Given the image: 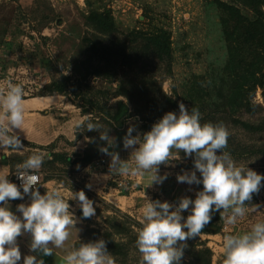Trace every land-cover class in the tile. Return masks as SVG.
Returning a JSON list of instances; mask_svg holds the SVG:
<instances>
[{
  "label": "rangeland",
  "instance_id": "374dc122",
  "mask_svg": "<svg viewBox=\"0 0 264 264\" xmlns=\"http://www.w3.org/2000/svg\"><path fill=\"white\" fill-rule=\"evenodd\" d=\"M101 6L111 9L123 27L137 26L148 30L155 26L166 28L170 32L174 59L173 75L164 80L163 90L178 102H183L187 109L198 108L200 114H205L210 109L217 110L229 83L222 84V79L227 78L228 50L220 18L222 11L214 0H101ZM85 7L86 0H0V91L11 80L22 84L24 98L32 97L40 94L42 88L51 80L60 78L62 74H69L79 85L77 95H64V99L70 103L67 109L70 112L74 108L72 105L88 107L86 98L99 100L101 104H113L119 99L128 101L125 96L114 95L117 86L115 80L110 81L95 75H89L87 78L81 76V61L85 58L88 47L92 45L85 35L87 33L82 22V11ZM259 75V71H255L254 75L250 71L241 89L245 94L243 97L254 104L251 111L239 106L230 112L217 110V114L231 113L243 120L255 123L262 121V88L257 86L255 91H252ZM237 96L240 97L239 94ZM131 107L133 104H130ZM93 113L102 125V130L108 127V135L115 137L112 150L118 152L121 159L130 160L131 149H125L122 145V137L129 124L135 125V135L136 132L142 134L150 129L155 122H146L142 115L149 112L141 109L142 114L133 115L122 127L114 129L103 121L100 113L94 110ZM90 116L87 115L86 118ZM220 123H223L230 133L227 142L230 149L225 150L230 152L238 164L247 165L264 174V130L252 133L240 125L231 123L230 120ZM78 133L86 138H89L88 134L91 133L97 138L96 142L102 141L97 130L85 129ZM86 138L84 142L88 143ZM104 155L107 156L102 153V156ZM98 159L91 167L108 174L107 179H99L96 193L86 187V184H91L86 178L79 177V181H72L76 172L82 170H77L80 164L74 166L66 163L62 167L59 161L52 164L46 155L39 173L43 179L59 174L74 185L77 191L83 190L93 201L95 214L91 222H85L82 228H78L76 234L81 239L77 240V246L83 242L94 241V238L100 239V234L96 233L97 229L111 230L117 239L129 247L127 256H112L115 264H140V254L135 246L139 226L134 220L139 221V208H142L146 198L154 200V195H158L160 199L163 197L161 200L174 204L183 197L182 192L187 187L194 190L193 193L190 191V194H195L202 188V184L188 185L177 182L176 174L173 173L181 172L178 168L182 167L176 168L179 162L177 158H172L173 164L168 161L165 167L172 171L160 173H167V178L160 184H150L151 187L147 186L149 174L141 175L138 182L135 177L130 178V174L109 176L110 157L107 156V162L103 165L96 164ZM190 160H193L192 155ZM197 175L199 176L198 172ZM120 181L122 185L119 186ZM261 185L259 191L252 194L251 202L245 201L248 212L234 226L236 231H246L254 221L264 218V180ZM188 214V210L182 212L183 217ZM216 214L219 215L216 222L221 225L219 211L212 213L211 217ZM223 234L225 233L222 231L205 232L200 233L197 238L193 236L186 239L187 247L183 250L181 262L189 263L193 244L203 241L205 246L212 250V264H223ZM202 247L204 246H197Z\"/></svg>",
  "mask_w": 264,
  "mask_h": 264
},
{
  "label": "clouds",
  "instance_id": "9594fccd",
  "mask_svg": "<svg viewBox=\"0 0 264 264\" xmlns=\"http://www.w3.org/2000/svg\"><path fill=\"white\" fill-rule=\"evenodd\" d=\"M200 115L198 108L187 109L183 102H178V112H165L142 134L133 135L135 125L129 124L122 145L131 149L130 160L121 159L112 150L115 137L108 135V127L102 130L99 121L91 118L73 122L75 133L85 129L99 131V139L106 142L100 151L110 157L111 174L148 173L147 186L160 184L167 178V173H159V165L178 158L180 150L185 156H193V168L178 173L176 179L188 185L202 184L195 197L183 196L174 204L146 198L140 209L135 238L140 264H181L184 242L201 233L212 213L219 211L226 224L235 226L248 212L245 201L251 202L252 194L262 186L264 174L238 164L225 150L230 135L227 127L223 123H201ZM24 120V88L9 80L0 91V153L5 148L23 147L17 130H22ZM173 149L177 151L173 153ZM45 157L44 152H33L16 165L19 186L8 179L9 172L0 170V264L21 261L16 241L22 233L31 236L30 253L47 256L55 254L56 249L63 250L62 264H115L102 238L66 247L70 229L76 223L68 200L79 202L84 218L93 216L95 208L83 190L71 192L67 197L57 186L43 193L38 190V185L43 186L39 172ZM25 195L29 202L19 203L16 211L11 210L9 201L23 199ZM184 210L189 213L186 217L182 216ZM221 245L223 264H264V218L254 221L246 231L234 228L225 232ZM22 264H44V261L42 256L25 254Z\"/></svg>",
  "mask_w": 264,
  "mask_h": 264
},
{
  "label": "trees",
  "instance_id": "16d2710c",
  "mask_svg": "<svg viewBox=\"0 0 264 264\" xmlns=\"http://www.w3.org/2000/svg\"><path fill=\"white\" fill-rule=\"evenodd\" d=\"M214 1L222 11L220 18L228 50L227 78L222 79V84L229 83L227 91L224 95L222 94L221 105L217 106V110L230 112L241 106L246 111H251V106L254 107V104L243 97L245 94L241 89L245 85L244 79L247 74L251 71L254 75L255 71H259L260 75L252 91L254 92L256 87L260 86L264 99V0ZM82 22L87 33L85 35L92 45L88 47V52L81 61L84 66L80 67L79 62L81 76L87 78L89 75H95L110 81L115 80L117 86L114 95L125 96L128 100L119 99L113 104H107V102L101 104L99 100L85 99L83 96L88 104V107L80 105L83 115H91L89 118L98 121L93 113V110L97 111L103 121L115 129L122 127L133 115L142 114L141 109L149 112L142 115L146 122L156 121L167 111H178V101L163 90L164 80L173 75L174 59L170 32L166 28L155 26L148 30L137 26L123 27L111 9L101 6V0H86V7L82 11ZM77 82L71 75L62 74L60 78L46 84L38 95L54 92L77 95L79 92ZM130 104H133V107L130 108ZM217 110L210 109L209 112L201 114V123H227V120H230L231 123L240 125L252 133L264 130V119L255 123L231 113L217 114ZM220 118L221 120L218 121ZM81 135L83 134L78 133L76 137ZM88 136L89 142L79 155L80 157L72 161L68 156L53 153L51 163L54 164L56 161L68 164L80 161L83 165L94 163L99 156H102L100 147L105 142L97 141V143V138L91 133ZM21 141L31 145V142L24 139ZM54 145L55 143H52L47 147L53 148ZM226 149L229 150L230 147L226 146ZM19 160L23 161V157ZM2 161H7V158H3ZM155 199L161 200L158 195H154ZM77 213L87 223L93 219V216L82 217L80 208ZM218 216V214L212 216L209 223L201 229V233L220 232L221 225L216 222ZM134 222L140 226L139 221L134 220ZM214 226L217 228L214 229ZM96 233L105 240L106 248L112 256L128 255V245L117 239L114 232L97 229ZM194 237L197 238L198 235ZM199 245L204 247L197 248ZM190 253L191 261L184 262L185 264H212V250L205 246V242L193 244V250Z\"/></svg>",
  "mask_w": 264,
  "mask_h": 264
},
{
  "label": "crops",
  "instance_id": "0c3cea01",
  "mask_svg": "<svg viewBox=\"0 0 264 264\" xmlns=\"http://www.w3.org/2000/svg\"><path fill=\"white\" fill-rule=\"evenodd\" d=\"M25 104V120L23 124L22 130H17L19 132V136L21 139H24L28 142H31V145L23 144V147L19 150L17 149H3V152L0 153V170L5 172H11L15 170L17 164L21 163L22 161L19 160L20 157L25 155H30L33 152L41 151L46 153L48 158L52 160L53 153H59L65 156H68L72 161L75 158L80 157L79 155L82 154L84 148L86 147L87 143L84 142L85 135H81L80 137H76L77 132L73 128V122L77 119H85L87 115H83L81 112L80 106H74V108L68 111V107L70 103L64 99V95L58 92L54 93H47L43 95H35L32 97L24 98ZM89 141V138H86ZM55 143L53 148H48L47 146ZM43 146V147H41ZM82 148V149H81ZM173 153L177 150L173 149ZM3 153H7L4 155ZM23 155V156H22ZM3 158H7V161H2ZM170 159L169 161H171ZM179 161L176 165L182 171H187L193 168L192 161L190 160V155L185 156L183 150L179 151V157L177 158ZM58 162V161H56ZM61 166L66 164L63 161H59ZM173 164V162H169ZM72 165H78L77 168L82 169L79 173L76 172L74 179L72 181H79V177L86 178L91 184L89 183L90 187L89 190L96 193L97 184L99 179H107L108 172L105 171H98L93 169L92 163H88L83 165L80 161H75L71 163ZM168 164V163H167ZM167 164L161 163L159 165V173L165 171H172V169L165 168ZM164 166V167H162ZM68 167V166H66ZM170 167V165H169ZM180 171H175L173 174L181 173ZM130 178H136L138 182V178L141 176L140 174H132L129 173ZM148 174V173H146ZM41 175V173H40ZM109 172V176H112ZM63 176H65L63 174ZM42 177V175H41ZM96 183V184H95ZM41 184L44 186H39L38 190L43 193L51 186L59 187L67 197L71 194V192H76V188L71 183H68L65 178L59 176V174L52 175L47 179L41 180ZM151 187V185H149ZM107 190V189H106ZM194 190L191 187H187L184 190L183 196H188L189 198H193L195 194H190ZM163 199V197L161 198ZM163 201V200H162ZM29 197L25 195L23 199H17L14 201H9V205L11 210L16 211V205L19 203H28ZM68 203L70 205V211L73 213L76 223L70 229L71 235L68 241L65 242L66 247H78L76 245L77 240L81 238L76 234L78 228H82L85 221L81 218V216L77 213L79 208V202L75 199H69ZM132 203V202H130ZM132 205V204H130ZM140 210V208H139ZM17 215L20 213L17 212ZM233 228L236 227L233 226ZM31 236L29 233H22L20 236L17 237V244L19 246V250L21 252V261L18 264H22L23 257L25 254H34L38 257L43 258L44 264H62V256L64 254L63 250L56 249L55 254L43 256L42 253H30L28 244L30 243Z\"/></svg>",
  "mask_w": 264,
  "mask_h": 264
},
{
  "label": "built area",
  "instance_id": "2783aa9c",
  "mask_svg": "<svg viewBox=\"0 0 264 264\" xmlns=\"http://www.w3.org/2000/svg\"><path fill=\"white\" fill-rule=\"evenodd\" d=\"M106 162H107V156L104 155V156H102L101 158H99V159L96 161V164H98V165H103V164H105ZM39 175H40V173H39ZM8 179H9L10 181L16 183V184L19 186V180H18L17 177H16L15 170H13V171H11V172L9 173V175H8ZM41 180H42V177H41V175H40V181H41ZM118 185H119V186L122 185V182L120 181ZM37 187H39V185H38ZM21 191H22V189H21ZM15 200H17V199H15ZM11 201H14V200H11ZM232 228H233L232 225H228V224H226V223L223 221V219H222V222H221V231H222L223 233L232 231Z\"/></svg>",
  "mask_w": 264,
  "mask_h": 264
},
{
  "label": "water",
  "instance_id": "95a60500",
  "mask_svg": "<svg viewBox=\"0 0 264 264\" xmlns=\"http://www.w3.org/2000/svg\"><path fill=\"white\" fill-rule=\"evenodd\" d=\"M213 228L216 229L217 227L214 226Z\"/></svg>",
  "mask_w": 264,
  "mask_h": 264
}]
</instances>
